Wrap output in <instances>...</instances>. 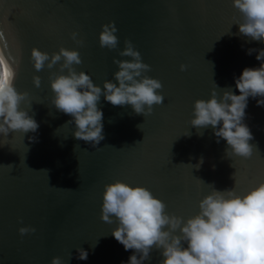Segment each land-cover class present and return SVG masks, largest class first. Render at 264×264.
Wrapping results in <instances>:
<instances>
[{
  "label": "water",
  "instance_id": "water-1",
  "mask_svg": "<svg viewBox=\"0 0 264 264\" xmlns=\"http://www.w3.org/2000/svg\"><path fill=\"white\" fill-rule=\"evenodd\" d=\"M240 20L232 0H0V40L16 69L14 87L28 94L20 109L39 125L35 133L0 134V264H51L53 257L61 264H127L133 250L112 236L115 218L100 219L104 186L115 181L148 189L166 213L184 219L198 213L213 187L243 195L264 183V106L256 105L264 98H248L244 123L253 150L247 159L226 157V141L217 143L211 126L189 124L195 100L209 99L213 88L217 99L225 90L238 95L234 78L264 62L257 52L246 54L264 44L241 35ZM109 22L117 29L113 50L98 41ZM126 39L150 66L144 75L160 81L164 101L143 116L101 95L104 139L93 147L73 137L75 125L66 124L72 117L51 103L49 77L63 61L51 69L45 62L37 72L31 49L49 56L61 47L78 51L82 62L74 70L102 88L115 83L113 59H131L118 55ZM20 227L35 231L22 236ZM78 248L88 251L86 260L77 259ZM160 251L154 248L143 264H161Z\"/></svg>",
  "mask_w": 264,
  "mask_h": 264
},
{
  "label": "clouds",
  "instance_id": "clouds-1",
  "mask_svg": "<svg viewBox=\"0 0 264 264\" xmlns=\"http://www.w3.org/2000/svg\"><path fill=\"white\" fill-rule=\"evenodd\" d=\"M232 4L241 13V20L235 23L239 33L264 44V0H232ZM101 29L100 47L116 49L118 38L114 23L101 25ZM71 37L82 44L76 39L77 33H71ZM252 52H257L256 60L264 61V49L249 48L246 54ZM30 55L37 72L45 67V62L51 69L63 61L59 74L49 77L51 103L58 111L72 117L66 124L75 125L73 137L90 142L93 147L104 139L103 113L97 107L101 95L113 106L130 105L135 114L143 116L151 115L153 105L164 101L157 92L162 88L160 81L144 75L151 70L150 66L141 62L140 53L127 39L118 55L131 59L114 58L113 63L118 66L113 74L115 83L105 81L102 88L83 71L74 70L73 65L82 62L76 50L61 47L49 56L32 48ZM15 63L18 67V62ZM65 69L67 74H63ZM185 69L186 65L181 64L180 70ZM15 77L16 69L0 58V134L5 137L15 131L35 133L39 127L27 111L20 109L21 101H26L28 94L16 90ZM234 79L239 94L225 90L217 99L213 88L209 99L193 102L189 124L197 129L211 126L216 142L221 138L226 141V157L236 155L247 159L252 155L253 145L249 141L253 136L244 123L245 109L249 97L264 98V62L258 68L245 67ZM32 82L39 87L40 77L33 76ZM256 105L264 106V99H257ZM30 139L35 140V137ZM200 163H203L202 158L197 168ZM165 208L161 200L142 186H129L121 181L104 186L100 219L112 224L115 218L117 226L112 236L125 251L133 250L127 264H143L154 248L161 250V264H264V183L243 195L237 194L234 188L220 191L213 187V191L198 202V213L187 219L170 215ZM34 231L31 227L18 229L22 236ZM77 253L79 260H86L89 255L82 248H78ZM51 264H61V259L53 257Z\"/></svg>",
  "mask_w": 264,
  "mask_h": 264
},
{
  "label": "bare ground",
  "instance_id": "bare-ground-1",
  "mask_svg": "<svg viewBox=\"0 0 264 264\" xmlns=\"http://www.w3.org/2000/svg\"><path fill=\"white\" fill-rule=\"evenodd\" d=\"M0 55H3L5 57V59H6V61L11 64L10 60L8 59V57H7L6 53H5V49L3 48L1 40H0Z\"/></svg>",
  "mask_w": 264,
  "mask_h": 264
},
{
  "label": "snow or ice",
  "instance_id": "snow-or-ice-1",
  "mask_svg": "<svg viewBox=\"0 0 264 264\" xmlns=\"http://www.w3.org/2000/svg\"><path fill=\"white\" fill-rule=\"evenodd\" d=\"M0 58H4L5 59V57L3 56V55H0ZM6 60V59H5Z\"/></svg>",
  "mask_w": 264,
  "mask_h": 264
}]
</instances>
